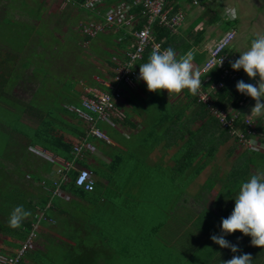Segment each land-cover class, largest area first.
<instances>
[{"label":"crops","instance_id":"obj_1","mask_svg":"<svg viewBox=\"0 0 264 264\" xmlns=\"http://www.w3.org/2000/svg\"><path fill=\"white\" fill-rule=\"evenodd\" d=\"M33 1L29 0L26 8H22L19 4V6L15 4L14 8H9L10 0H0V3H8V10L0 19V27L3 19H8L7 25L12 28L17 22L28 25L29 29L26 30L25 35L21 32L19 37L22 40L25 36L27 38L26 42L33 44L31 46L26 42L24 44L10 29L4 31L3 35L9 34L6 38H12L11 40L6 39L7 41H4L0 38V62H4L2 67H5L0 69V71L3 70L0 74L3 77L0 78V85L2 86L1 98L5 97L11 102L7 106L8 100H5L6 103L2 102V104L0 102V105H4L6 109L12 111L15 110L13 106L24 110L20 114L22 116L21 121L23 122L22 124H26L28 127L35 123L32 122L31 113L25 112L28 109L30 99H34L32 84L36 82L34 78L30 77L34 73H38L37 75L42 77V72L44 71L31 69L33 57H30L31 60L26 63L25 57L30 56L27 50L33 47L39 52L38 59L43 58V62L45 60L46 64L52 61L60 69L64 68L66 71L65 75H70L61 62L62 59L54 61L55 58L54 60L51 59L52 57L50 58V52H53L54 49L57 48L59 52L56 43L60 44L65 41H61L62 37L59 39L54 37V32L57 31L53 28H57L58 23L62 26H70V24L78 22L77 31L75 33L71 31L70 33L71 36H74L71 40V45L75 51L81 53H85L84 48H88L90 52L87 53L89 57L86 59L85 64L90 68V72L95 70L91 72L89 79L80 78L77 70L75 71L78 73V77L73 74L72 78H75L77 83L72 87L74 93L70 95L77 97L75 101L77 103L74 105L80 108L81 96L85 89L96 88L101 91H109L106 85L113 78L118 65L125 60L126 54L134 47L133 32L139 30L146 19L143 15L142 21H138L139 19L135 16L130 27L121 26L120 28L105 29L94 37V39L99 37L107 38V42L110 43L111 41L118 50L116 56L112 58L110 53L105 51L109 49L103 48V59L113 68L111 72L107 71L104 76L91 62L88 63L87 60H89L90 56L97 57L99 54L95 53L97 51L91 47L90 40L84 37L78 27L80 24H84L85 21L96 20L97 17L93 13H87L81 9L82 4H77L76 7L73 6L75 3H71L70 8L67 9L69 2L60 0L65 5L63 10L48 11L45 9L44 4L46 2L51 4L56 0ZM227 1L232 7V19L229 21H234V23L229 28L222 29V23L228 20L222 14L227 15L226 9L228 8L223 7ZM242 2H249V4L247 11L242 12L241 10L240 13L238 4H242ZM253 2V0H199L198 4L194 5L192 0H167L165 8L170 9V13L181 12L184 16L181 25L176 30L170 31L175 37L174 41L177 42V46L172 47L176 57L181 58L190 53L194 71L205 61L207 50L213 42L225 31L233 29L236 34L230 46V52L227 50L231 62H233L238 58L239 53L248 49L251 41L257 35L264 34V0H256L255 8L261 7L263 10V12L259 13L255 11V8H252ZM213 3L216 5L214 4L213 6ZM120 4H122L121 1L106 4L105 0L98 5V9L103 14L112 8H117ZM33 8L36 11V15L33 12ZM29 9H31L32 14ZM252 11L254 14L250 18L248 14H251ZM213 12L218 14L220 18L217 19L215 24H209V17H211ZM47 19L50 20V30L49 33L44 34L40 45L34 30L37 29L40 21H47ZM136 25H139L140 28L136 29ZM31 27L34 29L33 31L30 30ZM21 29L22 31L24 30V28ZM152 33L154 34V27ZM48 35L50 36L49 38ZM110 37L112 40H110ZM52 38L54 42L50 40ZM156 41L161 44L163 42L157 39ZM106 46L113 45L108 44ZM177 47L179 48L177 49ZM108 57H111L112 60H109ZM21 59L24 61L22 65H20L19 61ZM236 71L246 82L256 84L259 80L258 76L249 78L242 69ZM201 81L202 84L205 82V80ZM92 83H97L99 86L90 85ZM24 86L29 88L28 99L20 97L19 92L16 94L17 90ZM120 89L121 99L116 104V113L114 112L118 117H113L119 123L113 122L112 119V122L118 125L119 129L114 128L107 122H97L96 124L98 129L108 137V142L91 136L87 137L88 129L86 124L77 115L63 113L60 114L61 122L57 121L56 124L59 127L58 130L55 128L53 130L51 128H43L42 126H40V129L68 142L72 146L71 159L64 160L37 145H26L24 151H20L24 152L22 160L25 161V164L35 167L34 172L31 170L30 172L34 173V175L37 174L36 178L38 179L32 180L30 176H25L27 185L23 186V189L27 201L34 205L33 209L30 205V208L29 206L28 208L29 211L34 213L32 221L37 224L38 236L33 250L20 262L21 264H45L46 262L48 264H67V261H72V264H77L78 262L79 264H117L113 263L114 260H118L119 264H125L123 260L132 256L136 257V254L142 258L144 256L143 252H147L152 248L157 250L159 248L168 257L174 258L173 260L177 259L175 260L177 263L179 260L176 254H179L180 257L185 254L188 256V252L196 247L195 244L188 242V238H184V247L181 246V249L175 248L180 237L178 233L175 234L174 229H176V226L177 232L178 229H181L179 233L182 237L185 234L187 236V233L190 234L189 230L192 223L190 219L192 217L194 219L195 215L204 208L202 207L198 212L193 211L192 207L188 210L184 209L179 204L180 201L187 200L185 196L195 200L192 194L203 198L210 190H213L215 196L211 207L204 209L210 210L214 215L219 210H232L234 205L232 199L235 198V195L232 197L223 195V197L218 198V191L222 187V180L227 179L230 174L234 159L243 149L236 154V145L233 147V140L230 139L225 142L216 150L212 161L204 163L203 170L190 181L187 189L184 190L183 196L179 198L177 205L174 206V198L170 199L171 204L168 198L175 192V175H190L192 169H195L197 165L192 163V165L184 166L181 169L178 168L176 172L175 147L168 146L165 140L158 137L156 131H160V129L155 127L153 121V119L156 120V114L153 111H149V107H144V105L148 106V104L156 102L153 100H160L163 97L164 89L159 90V92L149 91L144 82L137 83L134 86L121 84ZM142 92L144 93L143 102L140 99L142 96L140 98L136 97ZM181 92L183 94L182 97H186V93H183L182 90ZM254 104L255 100L248 96L237 111L238 115L249 117L250 109ZM138 107L142 110L138 111ZM149 114L152 118L149 117ZM250 116L255 119L260 118L264 122V114L261 116ZM262 144L264 145V143ZM77 146H81V152L78 154L73 151V148ZM257 152L264 154V148H259ZM60 163H68L70 165L68 170H64L68 180L60 183L58 195H52V181H60L58 174ZM209 166H213L214 170H211L209 175L207 173V177L202 180V173ZM223 166L227 167L223 169V173L219 174ZM80 169H87L93 174L94 189L91 192L75 190L68 185L70 181L68 174L77 173ZM26 173L28 171H25ZM255 173H264V165L258 168L251 166L250 174ZM210 178L213 179L214 186L212 188L205 187L206 182ZM153 198L156 199L153 205L155 211L152 207ZM40 213L43 214L44 219H38V214ZM220 221L219 219L212 221L214 225H210L211 230L209 232L207 231V233L201 235L202 239L200 242L204 243L207 240V234L218 233ZM225 238H228L229 242L231 240L232 244H236L238 249L242 250V253L250 254L252 264H264V247L252 245L249 236L242 235L239 231H234L226 235ZM18 245L19 242L15 239L7 238L5 243H0V252L12 256L19 248ZM260 251H263V253ZM233 255H236V253L228 249V252L219 251L215 255H205L203 253L201 255L200 253L197 256V260L199 264L202 263L200 258H206L207 260L211 258L214 264H223V261L231 259ZM157 256H159L158 251ZM260 258L261 260L259 261L258 259Z\"/></svg>","mask_w":264,"mask_h":264},{"label":"trees","instance_id":"obj_2","mask_svg":"<svg viewBox=\"0 0 264 264\" xmlns=\"http://www.w3.org/2000/svg\"><path fill=\"white\" fill-rule=\"evenodd\" d=\"M87 0H68L67 9L70 8L71 3H75L73 6L77 7V4H82L81 9L85 10L87 13H93L95 17H97L96 20H102V13L97 9V13L92 12L91 10L83 7V3ZM105 0H102L104 2ZM121 1L122 3L130 4L133 0H106V4L114 3V2ZM9 5H11V8L15 7V3L10 2ZM79 9V8H78ZM131 12L136 16L138 21H142L143 15L141 13L140 7H133ZM219 15L215 12L212 13L211 17H209V24H215L217 19H219ZM8 19L2 20V26L0 27V38L4 41H7L6 39H12V38H5L6 36L2 35L1 33H4V31L10 29L13 31L12 27L8 26ZM42 22L46 23L47 32L49 33V23L50 20L47 19V21H40V24ZM88 22H84V24H87ZM39 24V26H40ZM232 25V23L227 20L222 23V29H227ZM16 29H14V33L19 37V34L21 32H26V29L22 31L20 27L24 26L23 24L17 22L15 23ZM37 26V29H33L31 27V30L35 32V34L38 36V42L42 41L44 34L40 27ZM59 26V23H58ZM20 28V29H17ZM136 29H139L140 26L136 25ZM56 29V28H53ZM83 34V33H82ZM201 34V32H200ZM84 35V34H83ZM84 37L89 39V36L84 35ZM154 37L157 40H162V46L164 49L168 47L177 46V42L174 41L175 37L171 34L170 30L167 28H164L163 26L154 25ZM49 38V37H48ZM53 40V38L51 39ZM90 40V39H89ZM41 44V42H40ZM180 45V44H179ZM179 47H177L178 49ZM51 53V59L54 60V56ZM151 54L150 48H146L142 54L141 60L138 62V66L147 62L149 56ZM49 58V57H48ZM4 62H0V69L5 68L2 67ZM113 66V65H112ZM2 67V68H1ZM229 67L231 68V63H229ZM3 70L0 71V74ZM237 72L236 70H234ZM62 76L63 72L60 71ZM38 73H34L30 78H42L37 75ZM44 78H55L52 75L51 76H45ZM65 77L70 78L69 75H65ZM201 80H205V83L202 85L203 91H209L210 85L216 84L219 81L220 77V71L216 68L211 69L209 72L205 73L201 76ZM0 78H3L0 75ZM244 80L241 76H239L235 81L226 79L223 81V85L220 88H215L210 90L209 95L211 98V105H207L204 103H201L198 101L197 96L192 93H186V90L188 89H182L183 93H186V101L182 103L178 108L171 107L169 110L164 109L162 112L159 111L155 115L156 120H154V125L157 129H160V131H156L158 133V137L162 140H165V142L168 144V146H174L175 147V168L176 172L177 169H181L184 166L187 165H197L195 169H192L190 172V175H184L181 176L180 174H176V182H175V188L174 193L170 195L168 198L169 202L171 198H174V206L177 205V201L179 198L183 196L184 190L187 189L188 185L190 184V181H192L200 172L203 170L205 164L211 162L213 159V156L218 148H220L225 142L229 141L230 139L233 140V147L234 145L240 146L241 149H243L239 155L236 156L234 159L232 166L230 168V174L227 176V179L222 180L223 184L222 187L219 189L218 198L223 197V195H226L227 197H232L233 195H236L239 185L242 181H245L248 179L250 172H251V166H254L256 168L264 165V154H261L259 151V148H264V122L260 118H252L253 122L250 126V124L245 123V119L248 117L238 115V110L240 109V106L242 103L246 100L248 97L247 95H240V93L237 91L235 85L237 81ZM1 81V79H0ZM36 82V83H35ZM35 84H32V93L38 92V89L41 86V82L38 83L37 80H35ZM246 82V81H245ZM65 85V84H64ZM90 85H97V83H92ZM72 87H74V84L67 85V90L72 91ZM102 88V87H101ZM103 89V88H102ZM2 86L0 85V102H6L5 100H8L7 98L2 97ZM4 91V90H3ZM46 93V92H45ZM44 93V94H45ZM74 93V92H72ZM62 95L61 94L58 97H49L42 95L40 99L44 101L47 107H50L48 103L51 104V109H49L45 114L40 115L36 111L37 105H32V99L28 102V109L25 110V112H30V116L32 119V122H35L34 125L27 126L23 132H16V130H13L16 134V140L14 141V137L12 135L11 130H7L6 126L2 128L0 132V138L3 141V144H0V243H5L7 238L9 239H15L19 242V247L27 241L29 234L32 230V226L35 222L32 221V217L34 213L32 211H29L30 206L34 207V205L30 201H25L22 196L21 189L23 186L27 185L26 180H22V178L25 179V176L28 175L32 180H38L36 175L34 173L30 172L35 170V167L32 165L25 164V161L22 160L23 156L22 154L24 152V147L26 145H37L41 147L43 150H46L53 155L63 158L64 160H69L72 158V146L66 142L65 140H62L58 138L57 136L48 134L40 129V126L43 128H51L52 130L55 128L58 130V126H56L57 121L61 122V116L60 114L63 113H71L73 115L74 112L70 111L68 107H75L74 104H71L72 101H69L68 99L69 95ZM35 99V98H34ZM55 99V100H53ZM56 100L58 101L57 108L54 107L56 104ZM37 102V101H36ZM213 111H225L227 113V116L230 117L231 115H237L234 119L231 128H225L222 126V124L219 122L218 118L214 115ZM35 112V113H34ZM166 112V113H165ZM160 113H165L167 115V118H163L160 116ZM250 116V115H249ZM251 117V116H250ZM22 116H20V123ZM26 118V117H25ZM83 122V121H82ZM113 122L119 123L117 120L113 119ZM84 123V122H83ZM85 124V123H84ZM236 132L243 135L244 139H250L255 140L256 144L259 147H249L246 146L244 142L241 143L240 138L236 135ZM82 134V133H80ZM84 135V134H83ZM88 137V136H87ZM28 140V141H25ZM165 143V144H166ZM19 150V151H18ZM18 151V152H16ZM230 151V149H229ZM228 151V152H229ZM199 157V158H198ZM201 161V162H200ZM199 165V166H198ZM191 167V166H190ZM28 169V170H27ZM25 171H28V173L25 174ZM181 171V170H180ZM30 172V173H29ZM77 173L72 172L71 174H68V178L70 181L68 182V185L70 188L75 190H82L75 186L74 179ZM180 175V176H179ZM212 178V177H211ZM209 179L205 187L212 188L214 186L213 179ZM221 182V180H220ZM180 186V187H179ZM24 191V189H23ZM45 203V201H43ZM43 203V204H44ZM171 204V202H170ZM17 205H23V207L29 211L30 215L24 218V220L21 223L20 227L17 228H11L8 225V218L13 210L14 207ZM30 205V206H29ZM29 206V208H28ZM215 206H217L215 204ZM233 208V207H232ZM171 210V208H169ZM231 210L226 211H218L216 215H214L210 210L207 209L201 210L198 214H196L193 219V217L190 219L192 220V223L190 225V230L194 229L197 231V234H189L186 236V234L182 237L179 233L181 229H178L177 232V226L176 229H174L175 234H179L180 240H178V245H175V248L181 249V246L184 247V238H189L190 236L192 238V244H195L194 249L189 251L188 256L176 254V257H178V260L176 264H198L197 256L198 254L205 252L206 249L209 247L203 245L200 240L202 239V236H198V234L207 233L211 230L210 225H214V219H219L223 217H227L230 214ZM168 213V212H167ZM189 230V232H191ZM38 231V230H37ZM35 232L36 237L34 238L35 241L37 240L38 232ZM208 235V234H207ZM212 235V234H210ZM35 246V245H34ZM33 246V247H34ZM33 250V248L29 249L25 255L23 256L22 260L25 259V257ZM211 251L210 249L208 250ZM2 255H6L2 252H0ZM205 254V253H203ZM190 255V256H189ZM207 255V254H205ZM10 256V255H6ZM194 257V258H193ZM196 258V259H195ZM174 259V258H173ZM177 260V259H175ZM46 262V260H45ZM50 263V261H48ZM21 264V263H19ZM45 264H48L47 262ZM67 264H72V261H67ZM79 264V262L77 263Z\"/></svg>","mask_w":264,"mask_h":264},{"label":"built area","instance_id":"obj_3","mask_svg":"<svg viewBox=\"0 0 264 264\" xmlns=\"http://www.w3.org/2000/svg\"><path fill=\"white\" fill-rule=\"evenodd\" d=\"M68 1V0H66ZM167 0H133L130 4L122 3L117 8H112L105 12L101 19L93 20L87 24H80L79 29L81 33L89 37H95L105 29L130 27L133 23L135 15L131 12L133 7H140L142 15L145 16V23L142 27L133 32L134 47L126 54L125 60L118 65L111 81L106 85L109 91H101L96 88H87L81 96V107H68L74 112L87 126V135L101 139L108 142V137L96 126L97 122H107L116 128V124L112 122L116 110V104L121 99L120 85L134 86L143 81L139 79L138 62L142 58V54L146 48H150L152 52L155 49L164 50L162 44L156 41L152 29L155 24L163 26L164 28L174 31L184 20L181 12L170 13V9H166ZM102 0H87L83 7L97 13L98 5ZM199 0H192V4H198ZM229 19H232V13H227ZM228 19V18H227ZM235 30L230 29L225 31L207 50V57L200 67L194 70L198 72L200 77L211 69L216 68L220 71V79L216 84L210 85L209 91L199 88L195 94L199 102L211 105L210 90L220 88L223 81L226 79L235 81L238 73L229 67L231 58L227 53L230 49L232 41L235 37ZM206 80V79H205ZM240 95L245 94L239 92ZM216 118L225 128L233 127L232 123L236 115L227 116L225 111H213ZM118 117V116H116ZM253 119L249 116L245 119V123L252 124ZM240 138L241 143L244 142L249 147H259L255 140L244 139L243 135L236 132ZM73 151L78 154L81 152V146L73 148ZM41 153V152H39ZM43 154V153H41ZM54 160V159H53ZM70 165L68 163H60L58 174L60 181H52V195H58L60 192V183L67 181V175L64 170H68ZM76 187L85 192H91L94 189V178L91 171L87 169H80L74 179ZM44 219L42 213L38 214V219ZM37 231V224L32 225V230L26 242H24L12 256L0 254V264H19L25 253L33 248L35 244V237Z\"/></svg>","mask_w":264,"mask_h":264},{"label":"rangeland","instance_id":"obj_4","mask_svg":"<svg viewBox=\"0 0 264 264\" xmlns=\"http://www.w3.org/2000/svg\"><path fill=\"white\" fill-rule=\"evenodd\" d=\"M10 1L12 3H15L16 5L19 4L22 8H26V5H28V1L29 0H10ZM253 1H254L253 2V6L252 5L251 6L254 9L255 5L257 4V2H256V0H253ZM32 2H34V1L32 0ZM214 4L215 3H213L212 5L214 6ZM248 4H249V2H244V3L242 2V4H238L239 5L238 7H240L239 8L240 9V13H241V10H242V12H246L247 11ZM7 5H8V3H0V19L4 16L6 10H8ZM44 5L46 7L45 9H47L48 11L49 10H63L65 8V5H63V3L60 2V0H56L55 2H52L51 4L46 2ZM34 6L36 7L35 4H34ZM10 7H11V5H9V8ZM223 7L228 8V9H226L227 13L228 12L231 13V8L232 7H231V4L229 3V1L225 2ZM249 8H250V5H249ZM221 9H223V8L221 7ZM33 10H34V8H33ZM255 11L258 12V13L259 12H263L261 7L255 8ZM29 12H31V9H29ZM33 12L36 15V11L34 10ZM220 13H222V12H220ZM31 14H32V12H31ZM222 14H223V17L228 18V20H230L228 15H226L227 16L226 17L224 15V13H222ZM252 14H254L253 11H252L251 14L249 13L248 16L251 18ZM46 23L47 22H42L41 24L39 23L40 24V26H39L40 28L39 29H41V31H43L44 33L46 32V34H47ZM231 23H234V21H231ZM77 25H78V22L75 23V24H70V26H62L60 24L59 26L57 25V28H56L57 32H54V37L56 39H59L60 37H62L61 41H63V40H65V41L61 42L60 44L56 43L57 47L59 48V52H58L57 48L54 49L53 50L54 53L52 54V56H54V58H55L54 61L62 59L61 62L63 63L64 67L68 70V73L70 74L69 75L70 78L65 77V76L61 77L62 74H61L60 71H62L64 75H65L66 71L64 70V68L60 69L58 66H56L54 64V62L49 61L46 64L45 60L43 62V58L38 59V57H39L38 53L39 52L37 50L33 49V47H32V49L27 50V52H29L30 56H26L25 57L26 63H29V61L33 57V66H31L32 67L31 69H34L36 71L37 70H42V71H44V72H42L43 75H45V76H51L52 75L53 77H55V78H44L42 76V78H34V80H37L38 83L41 82V86L38 89V92L35 93L36 94L35 97H34L35 99H32V105H34V106L37 105V109H36L35 112H37L40 115L45 114L49 109H51L50 108L51 107L50 103H48V105L50 107H47L46 104L44 103V101H42L40 99V97L42 95H44L46 97L47 96H49V97L52 96V98H53V97H58L61 94V92H62L63 96L64 95H67V96L69 95L68 99H70L72 101L71 104H76L77 102H75V101L77 100V97L74 96V95H70V94H72L73 90L70 91V90H67V88H66V86L70 85V84H75L76 85L77 80L75 78H72L73 74H74V76L78 77V73H76L75 70L79 71V77L80 78H84V79H89V75H91V72L95 71V70H93V71L90 72V70H89L90 68L87 67V65L85 64L86 59L89 57V55H87V53L90 52L88 50V48H84V52L86 53L85 54V53H81L79 51L78 52L75 51L74 48L71 45V40H72V38L74 36L73 35L71 36L70 33H71V31H73L74 33L77 31ZM21 28H24L26 30L29 29L28 25H24ZM12 29L14 31V29H16V26L14 25V27ZM30 30H31V28H30ZM1 34L3 35V33H1ZM24 35H25V31H24ZM6 36H9V34H6ZM48 37H50V36L48 35ZM89 39H90L91 47H93L95 49V51H97L95 53H97L99 55L96 54L97 57H94V56L91 57L90 56L89 60H87V61H88V63L91 62L92 65L97 70H99V72H101L102 75L105 76L107 71L111 72L113 70V68H111V66H109L106 63V61L103 59V57H104L103 53L104 52L102 50H103L104 47L108 48L109 50L106 49L105 51L110 53L112 58H113V56H116V53H118V50L116 49L115 44H112L111 41H110V43L107 42V38H105V37H99V38H96V39H94V37H90ZM19 40L25 44L27 38H25V36H24V38H22V40H21V37H19ZM110 40H112L111 37H110ZM52 41L54 42V40H52ZM49 42H51V41H49ZM26 43L29 44V46L33 45V44H30L29 42H26ZM108 44H111L113 46H109L110 47L109 48L108 46H106ZM229 52H230V49H229ZM105 55L107 56V54H105ZM62 57H64V58H62ZM111 57H108V59L112 60ZM50 58H51V56H50ZM19 61H20V65H22V63H24V61L22 59L19 60ZM38 62H39V64H38ZM43 63H44V65H43ZM40 65H41L42 68L40 67ZM13 66H14V64H13ZM13 69H14V67H13ZM18 92L20 94V97H22L24 99H28L27 94L30 93L28 86H24L23 88H20L19 90H17L16 94ZM163 93H164L163 97L160 98V100H153V101H156V102H152V104H148V106L144 105V107H146V108L149 107V111H151V112L153 111L155 114H157V112L161 111L163 108H165L167 110H169L171 107L178 108L182 103H184L186 101V97L185 96L182 97L183 94H182L181 91L178 94L170 92L167 95L166 90H164ZM186 93L190 94L191 92L189 90H186ZM140 96H142V98H140ZM136 97L140 98L142 100V102L144 101V93L143 92L139 93V96L137 95ZM53 100H55V99H53ZM3 103H6V102H3ZM8 103H11L10 100L7 101V103H6L7 106H9ZM57 105H58V101L56 100V104L54 105V107L57 108ZM13 107H15V110L12 111V110L6 109V107H4V105H0V132H1L2 128L5 125L7 130H9V129L11 130L12 135L14 137V141L17 142L18 140H16V139L18 137L16 138V134L14 133L13 130H16V132H20V131L23 132V130H25L27 126H26V124L25 125L22 124L23 123L22 121H21L22 123H20V121H19L20 116H21L20 114H22L24 112V110H21L17 106H13ZM139 110H142V109H140V107H138V111ZM27 112H28V110H27ZM165 113H160V116L163 117V118H167V115ZM150 114H149V117L152 118ZM146 116H141V117H146ZM153 121H154V119H153ZM146 123H147V121H146ZM116 129H119L118 125L116 126ZM25 141H28V140H25ZM0 144H3V141H2L1 138H0ZM240 150H241L240 146H236V151H235L236 154ZM226 167L227 166H223L221 168V171H219V174L223 173V171H224L223 169L226 168ZM211 170L212 171L214 170L213 166H209L208 168H206L203 171V173H202L203 176L201 177V179L204 180L207 177V173L209 175V172ZM252 173H254V171H252ZM22 180H25V179L22 178ZM21 192L23 194L22 198L25 201H27V197H26L25 191H23V188L21 189ZM214 196H215V192L213 190H210L206 194V196H204L203 198H200V196H196V195L194 196V194H192V197H194L195 200L192 199L191 197L185 196V199H187V200L186 201H180L179 205L183 206L184 209H186V210H188L189 208L192 207L193 211H197L198 212L202 207H204V208L211 207V204L213 202ZM154 202H156L155 198H153L152 207L154 205ZM153 209H154V207H153ZM154 211H155V209H154ZM190 231H191L190 234L191 233L194 234V235L197 234V231H195L194 229H191ZM219 234H220V228H219L218 233L216 235H219ZM188 235H189V233H187V236ZM199 235H202V233L198 234V236ZM190 236H192V235H190ZM190 236H189V238L188 237L187 238H188V242L190 244H192V238ZM207 236H208L207 240L203 243V245L208 246L211 251L209 252L208 251L209 249L207 248L205 252L203 251V253H205L207 255H212V254L215 255V254L219 253V251L220 252H222V251L223 252H228L227 248H220L219 245L215 244L210 239V236H211L210 234H208ZM225 239L228 240V238H225ZM231 242L232 241L230 240V243ZM157 251L159 253V256H157ZM260 252L263 253V251H260ZM143 253H144L143 254L144 256L142 258L140 257V255L136 254V257H134V256H132L130 258L126 257L127 259L123 260V262H125V264H176L175 260H173L170 256L168 257V255L164 251L160 250L159 248H158V250L156 248H152L149 251L143 252ZM241 253H242V250L238 249L237 252H236V255H239ZM216 259H218V258H216ZM200 260H201L202 263H199V264H214V261H212L211 258L209 260H207L206 258H200ZM258 260L260 261L261 258L258 259ZM113 263L119 264L118 260H114Z\"/></svg>","mask_w":264,"mask_h":264},{"label":"clouds","instance_id":"obj_5","mask_svg":"<svg viewBox=\"0 0 264 264\" xmlns=\"http://www.w3.org/2000/svg\"><path fill=\"white\" fill-rule=\"evenodd\" d=\"M191 60L190 53L177 58L171 47L155 49L147 62L139 65V79L149 91L159 92L164 89L168 95L170 92L179 93L182 89H188L196 94L201 88V78L198 72L193 71ZM231 68L242 69L249 78L259 77L256 84L239 80L235 87L238 92L255 100L250 115L264 114V34L257 35L248 49L239 53L238 58L231 62ZM232 200L234 205L230 214L221 218L220 234H213L210 239L221 248H228L236 253L238 246L230 243L225 236L239 231L250 237L252 245L264 247V173L252 174L242 181ZM29 215L23 205H17L9 215V227H20L24 218ZM223 264H252V259L250 254L241 253L223 261Z\"/></svg>","mask_w":264,"mask_h":264}]
</instances>
